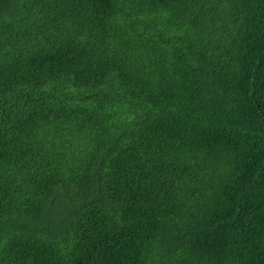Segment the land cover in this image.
<instances>
[{"label": "trees", "instance_id": "1", "mask_svg": "<svg viewBox=\"0 0 264 264\" xmlns=\"http://www.w3.org/2000/svg\"><path fill=\"white\" fill-rule=\"evenodd\" d=\"M0 264H264V0H0Z\"/></svg>", "mask_w": 264, "mask_h": 264}]
</instances>
